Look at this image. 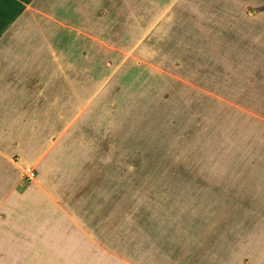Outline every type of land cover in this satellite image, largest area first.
Masks as SVG:
<instances>
[{
	"label": "rangeland",
	"instance_id": "obj_1",
	"mask_svg": "<svg viewBox=\"0 0 264 264\" xmlns=\"http://www.w3.org/2000/svg\"><path fill=\"white\" fill-rule=\"evenodd\" d=\"M107 2L53 38L68 133L32 154L0 136V194L59 195L102 246L47 245L71 264H264V0Z\"/></svg>",
	"mask_w": 264,
	"mask_h": 264
},
{
	"label": "crops",
	"instance_id": "obj_2",
	"mask_svg": "<svg viewBox=\"0 0 264 264\" xmlns=\"http://www.w3.org/2000/svg\"><path fill=\"white\" fill-rule=\"evenodd\" d=\"M69 3L66 5L61 0H31L24 4L22 11L0 35V136H9L5 138L16 140L20 144L17 145L18 149L26 154L45 152V147H52V142L47 139L53 135L52 122L54 120L57 122L60 117L62 120L63 113L67 122L69 106H74L76 98H79L76 92L71 91L76 88L69 91L67 86L63 87V84H60V88L56 89L57 84H54L56 72L53 70L51 60L53 38L56 40L71 37L74 31L69 29L68 20L76 12H80L76 11L79 8L94 11L112 8L107 0H70ZM94 11L87 17L97 16ZM98 21L101 22L100 16ZM55 48L58 51L59 48L57 46ZM38 77L41 83L36 86L34 78ZM28 93L30 96L26 97ZM50 96L55 99L50 100ZM27 106L37 108L30 109ZM46 108L49 115L45 113ZM46 121L50 126H47ZM56 122L54 124L57 135L65 136L68 133L66 127L68 122L66 126ZM31 127L33 130L29 135ZM8 132H13L14 135ZM26 137L34 138V141L29 143ZM22 143L31 147V150L24 149ZM16 189L0 194V229L10 234L2 237L3 240L9 236L12 238L8 244L12 250L14 249L15 264H39L42 261L43 264H71L50 249L51 254L43 255L45 258L42 261L37 257L40 255L37 254V249L49 252L47 245L54 248V244L57 243L59 249H63V244H60L63 238H68L67 245L72 244L74 248L75 244L78 251L80 249L101 251L102 246L94 239L91 240L87 235L89 232L78 222L77 216H72L67 209L68 206L60 203L59 195H52L54 196L52 199L47 197L50 195L15 192ZM52 202L58 203L52 205ZM69 222L75 225L76 230L71 228ZM69 229L71 232H68ZM111 260L115 262L114 264H133V260L129 262L126 259L121 261L120 258Z\"/></svg>",
	"mask_w": 264,
	"mask_h": 264
},
{
	"label": "trees",
	"instance_id": "obj_3",
	"mask_svg": "<svg viewBox=\"0 0 264 264\" xmlns=\"http://www.w3.org/2000/svg\"><path fill=\"white\" fill-rule=\"evenodd\" d=\"M31 0H0V35Z\"/></svg>",
	"mask_w": 264,
	"mask_h": 264
}]
</instances>
